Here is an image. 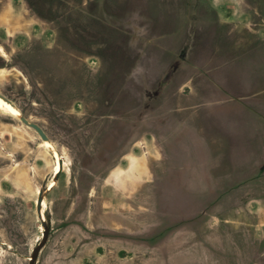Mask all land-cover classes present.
Instances as JSON below:
<instances>
[{
    "label": "rangeland",
    "instance_id": "1",
    "mask_svg": "<svg viewBox=\"0 0 264 264\" xmlns=\"http://www.w3.org/2000/svg\"><path fill=\"white\" fill-rule=\"evenodd\" d=\"M102 1L0 0V93L50 139V146H42L33 128L0 111V264H28L48 220L47 240L36 264H57L53 257L58 260L55 254L63 248L52 232L76 221L90 233L75 238L76 245L100 242L105 262H133L123 258L122 244L140 239L138 224H146L134 208L147 200L136 192L156 189L131 183L123 171L100 184L131 144L141 154L145 147L146 127L138 119L144 109L141 97L124 81L133 49L155 45L166 55L153 58L163 64L178 52V62L187 60L196 75L216 84L264 80V0H105L116 10L113 19L123 20L112 24L131 34L129 49L101 41L94 19L85 17L84 10L97 12L94 8ZM103 144L117 148L116 157L104 166L99 160L105 156L99 152ZM126 158L122 165L130 162ZM56 160L65 166L53 181ZM50 182L40 217L37 197ZM177 185L180 195L190 192L191 184ZM95 196L101 213L93 222L85 212ZM244 238L245 255L259 249L264 258V244L252 247ZM74 252L67 264H86Z\"/></svg>",
    "mask_w": 264,
    "mask_h": 264
},
{
    "label": "crops",
    "instance_id": "2",
    "mask_svg": "<svg viewBox=\"0 0 264 264\" xmlns=\"http://www.w3.org/2000/svg\"><path fill=\"white\" fill-rule=\"evenodd\" d=\"M94 9L97 12L84 10V15L94 19L101 41L128 48L131 34L112 24L123 21L113 19L116 10L105 0ZM179 54L167 56L163 64L153 58L166 55L155 45L130 53L133 63L125 69L124 81L144 107L138 115L146 127L143 154L133 151L131 144L130 152L116 161L119 143L113 149L100 145L99 152L105 153L99 159L102 166L115 158L102 186L123 171L131 183L156 189L136 192L147 200L134 208L146 224H138L140 239L123 242V258L132 260L130 264H262L259 249L247 256L243 247L245 235L252 247L264 244V80L216 84L196 75L187 60L178 62ZM126 157L130 162L122 165ZM184 183L191 189L182 196L177 184ZM99 199L93 197L86 207L93 222L101 213ZM86 234L89 231L77 221L56 228L52 235L63 252L52 262L67 264L68 256L77 251L86 264H117L105 262L100 242L75 244V238Z\"/></svg>",
    "mask_w": 264,
    "mask_h": 264
},
{
    "label": "water",
    "instance_id": "3",
    "mask_svg": "<svg viewBox=\"0 0 264 264\" xmlns=\"http://www.w3.org/2000/svg\"><path fill=\"white\" fill-rule=\"evenodd\" d=\"M0 97L2 99H4L5 101H7L8 103H11L13 104L14 102L6 97L4 94L0 93ZM18 119L25 125L33 128L37 134L41 137V139L43 141H48L50 142V139L49 137L47 136V134L45 133V131L42 129V127L34 122V121H31L29 120L26 116H24L23 114H20L18 116ZM59 163L61 164L62 163V160H59ZM60 172H57L55 173L54 177H53V181H56L58 175H59ZM51 187H48L45 191H40L39 194H38V197H37V201H36V210H37V213L40 217H42V211H41V204H42V201H43V198L44 196L49 192ZM49 229V220H48V223L46 224V231L43 233V237L42 239L40 240V242L34 247L30 257H29V261H28V264H36V261H37V257H38V254H39V251L41 250V248L45 245L46 243V240H47V231Z\"/></svg>",
    "mask_w": 264,
    "mask_h": 264
},
{
    "label": "bare ground",
    "instance_id": "4",
    "mask_svg": "<svg viewBox=\"0 0 264 264\" xmlns=\"http://www.w3.org/2000/svg\"><path fill=\"white\" fill-rule=\"evenodd\" d=\"M0 111L3 112V113H5V112L10 113V114H12L14 116L16 115L17 118L21 114V111L15 105V103H13V104L8 103L7 101L2 99L1 97H0ZM41 145L44 146V147H47V146H50V143L48 141H42ZM64 166H65V162L62 161V163L60 164L59 161L56 160L55 166H54V173L61 172L62 168ZM52 186H53V182H50L49 183V187H52ZM45 207H46V203L43 200L42 204H41V211H43L45 209Z\"/></svg>",
    "mask_w": 264,
    "mask_h": 264
},
{
    "label": "flooded vegetation",
    "instance_id": "5",
    "mask_svg": "<svg viewBox=\"0 0 264 264\" xmlns=\"http://www.w3.org/2000/svg\"><path fill=\"white\" fill-rule=\"evenodd\" d=\"M14 116V115H13ZM15 117H16V115H15ZM17 118V117H16Z\"/></svg>",
    "mask_w": 264,
    "mask_h": 264
}]
</instances>
